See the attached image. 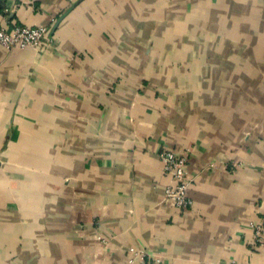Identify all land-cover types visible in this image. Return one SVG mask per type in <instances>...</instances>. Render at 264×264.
<instances>
[{
  "label": "crops",
  "instance_id": "0c3cea01",
  "mask_svg": "<svg viewBox=\"0 0 264 264\" xmlns=\"http://www.w3.org/2000/svg\"><path fill=\"white\" fill-rule=\"evenodd\" d=\"M0 25L48 27L0 45V264H264V0H0Z\"/></svg>",
  "mask_w": 264,
  "mask_h": 264
},
{
  "label": "built area",
  "instance_id": "2783aa9c",
  "mask_svg": "<svg viewBox=\"0 0 264 264\" xmlns=\"http://www.w3.org/2000/svg\"><path fill=\"white\" fill-rule=\"evenodd\" d=\"M48 27L45 25L28 27L17 26L12 31H8L0 25V45L8 50L19 49H40ZM159 159L162 163L163 173L169 176L173 183L167 186L164 200L170 202L179 210L186 209L192 205V200L188 194L192 179L188 176V157L179 155L173 150L163 149L159 152ZM255 241L256 245L264 246V225H256ZM131 264H145L148 252L142 248H131ZM162 260L156 257L152 264H161Z\"/></svg>",
  "mask_w": 264,
  "mask_h": 264
}]
</instances>
